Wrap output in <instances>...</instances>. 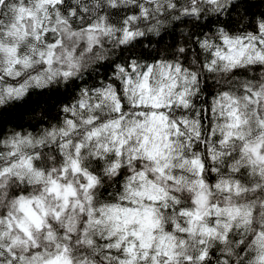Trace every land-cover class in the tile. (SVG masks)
<instances>
[{
    "label": "clouds",
    "instance_id": "9594fccd",
    "mask_svg": "<svg viewBox=\"0 0 264 264\" xmlns=\"http://www.w3.org/2000/svg\"><path fill=\"white\" fill-rule=\"evenodd\" d=\"M0 264H264V0H0Z\"/></svg>",
    "mask_w": 264,
    "mask_h": 264
},
{
    "label": "trees",
    "instance_id": "16d2710c",
    "mask_svg": "<svg viewBox=\"0 0 264 264\" xmlns=\"http://www.w3.org/2000/svg\"><path fill=\"white\" fill-rule=\"evenodd\" d=\"M7 111V110H6Z\"/></svg>",
    "mask_w": 264,
    "mask_h": 264
}]
</instances>
